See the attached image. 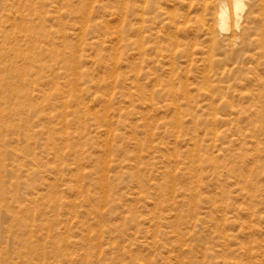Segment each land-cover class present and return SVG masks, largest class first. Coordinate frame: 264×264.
Returning a JSON list of instances; mask_svg holds the SVG:
<instances>
[{"label": "rangeland", "instance_id": "rangeland-1", "mask_svg": "<svg viewBox=\"0 0 264 264\" xmlns=\"http://www.w3.org/2000/svg\"><path fill=\"white\" fill-rule=\"evenodd\" d=\"M27 1L0 0L30 98L0 196L43 221L30 264H264V4Z\"/></svg>", "mask_w": 264, "mask_h": 264}, {"label": "bare ground", "instance_id": "bare-ground-1", "mask_svg": "<svg viewBox=\"0 0 264 264\" xmlns=\"http://www.w3.org/2000/svg\"><path fill=\"white\" fill-rule=\"evenodd\" d=\"M33 1L35 0H29L27 2H30L31 4L33 3ZM226 1L227 0H217L218 7H220L221 10L220 23L222 28L226 27L227 21L229 19L228 6ZM252 1L253 3L262 2L260 4H264V0ZM229 2L232 4L235 11L234 18L237 27L239 28L241 13L243 12L245 6L244 2L243 0H229ZM24 7L28 6L26 5ZM26 77L27 75L25 73L13 72L12 69L6 70L4 68L2 71L0 70V141L2 137L6 136V134L16 131V125L12 123L11 118L12 116L21 114L22 109L25 108V106L23 105L24 102H27L30 99L27 91L25 90L28 88V86L25 85V82H23L24 78ZM17 80L21 81L22 83L20 82L21 85L15 87ZM14 99H20L23 100V102H20V105L16 104V106H18L17 108L13 107L12 109H10L7 106V103ZM24 120H26L25 122H27L28 118H25ZM26 172L28 173L29 171ZM7 200L8 199H6L4 195L0 199V264H30L33 259H43L42 255L44 248L41 244V241L43 240V221L39 218L40 216H31L28 208H25V206L21 205V203L18 204L17 207V211H20V213H16V207H14L15 205L12 206ZM13 202L19 203L18 200H15ZM48 235L50 236V234ZM46 243L48 244V242ZM57 245L59 246V244ZM44 251L48 252L47 250ZM57 254L59 255V253ZM62 257L63 259L64 257L67 258L66 256ZM41 264H44L43 261ZM87 264H89V262H87Z\"/></svg>", "mask_w": 264, "mask_h": 264}]
</instances>
